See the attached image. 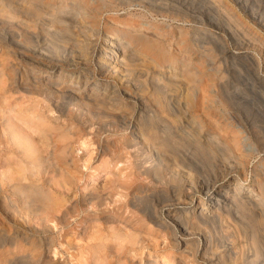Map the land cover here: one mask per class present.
I'll return each instance as SVG.
<instances>
[{"label": "rangeland", "instance_id": "374dc122", "mask_svg": "<svg viewBox=\"0 0 264 264\" xmlns=\"http://www.w3.org/2000/svg\"><path fill=\"white\" fill-rule=\"evenodd\" d=\"M3 172L0 264H264V219L195 218L227 172L264 184V0H0Z\"/></svg>", "mask_w": 264, "mask_h": 264}, {"label": "bare ground", "instance_id": "6f19581e", "mask_svg": "<svg viewBox=\"0 0 264 264\" xmlns=\"http://www.w3.org/2000/svg\"><path fill=\"white\" fill-rule=\"evenodd\" d=\"M181 2V1H180ZM207 3V2H206ZM213 3V2H212ZM15 2H8L7 7H13ZM149 4V3H148ZM213 7V6H212ZM211 7V9H212ZM173 9V8H172ZM215 7L212 9V11H216ZM250 9V8H249ZM163 10V9H162ZM185 13V12H184ZM52 15V14H51ZM194 15V14H193ZM68 16V15H67ZM190 16V15H189ZM51 17V16H50ZM214 17V16H213ZM260 17V16H259ZM67 18V17H66ZM74 18V16H73ZM198 18V17H197ZM255 18V16H254ZM253 18V19H254ZM216 19V18H215ZM198 20V19H197ZM200 21V20H199ZM250 27V26H249ZM252 28V27H251ZM79 30V29H78ZM92 38V37H91ZM121 38V37H120ZM9 39V38H8ZM47 40V39H46ZM132 43V42H131ZM130 42H127V44L122 43V40H115V39H109L108 42V51L107 54L109 55V59L107 62L112 66V70H115L116 67L119 65H123L124 62L130 58L131 54L128 53V49L132 46ZM151 48H158L159 50H162V45L158 43H149ZM59 50V49H58ZM106 50V49H105ZM60 51V50H59ZM61 52V51H60ZM63 52V51H62ZM93 52V51H92ZM132 52V51H131ZM37 53V51H36ZM244 55V54H243ZM103 56V55H102ZM101 56V57H102ZM221 57V56H220ZM149 59V58H148ZM92 60V59H91ZM28 62V61H27ZM70 62V61H69ZM174 69V68H173ZM49 70V69H48ZM111 70V71H112ZM117 71V69L115 70ZM55 72V71H54ZM82 72V71H81ZM172 72V71H171ZM174 72V71H173ZM172 72V73H173ZM44 74V73H43ZM97 74V73H95ZM178 77V76H177ZM64 79V78H63ZM261 79V78H260ZM60 83V82H59ZM59 83H56L57 85ZM91 83V82H90ZM91 85V84H90ZM25 87V86H24ZM56 88V87H55ZM43 89V88H42ZM45 89V88H44ZM46 90V89H45ZM58 90V89H57ZM102 91V90H101ZM63 92V91H62ZM70 92V91H69ZM68 92V93H69ZM139 93V92H138ZM100 95V94H99ZM109 95V94H108ZM167 96V95H166ZM88 98V97H87ZM113 99V98H112ZM137 99V98H136ZM82 99L80 97L77 101L78 104L83 106L85 104H90L91 99L86 100ZM141 100V99H140ZM139 100V101H140ZM183 103V102H182ZM123 105V104H122ZM145 106V105H144ZM102 110V109H101ZM103 111V110H102ZM54 112V110L51 107H47L43 109L42 114L39 116L40 124L43 126H49L51 123L54 122V118L51 117V114ZM177 113V112H176ZM68 114V113H67ZM65 116V115H64ZM96 117V116H95ZM120 117V116H119ZM130 118V117H129ZM128 122V121H127ZM191 122V120H190ZM122 123V122H121ZM193 123H195L193 121ZM49 124V125H47ZM57 124V123H56ZM70 124V123H69ZM68 124V126H69ZM98 124V123H97ZM116 124V123H115ZM125 125V124H124ZM92 126V125H91ZM191 126V125H190ZM66 127V126H65ZM122 127V126H121ZM133 127V126H132ZM97 128V127H96ZM95 128V129H96ZM139 130V129H138ZM136 132V131H135ZM35 134L44 136L43 138L50 140L47 135V130L39 128L38 130L35 129ZM70 133V132H69ZM32 135V133H31ZM52 136V135H51ZM138 136V135H137ZM141 136V135H139ZM24 145H25V152L29 153L30 155H34V153L37 152L38 148L36 146V143L34 142L32 136L31 137H25L24 138ZM137 145V144H136ZM239 145V144H238ZM140 146V145H139ZM145 145H143L144 147ZM134 147V146H133ZM228 151L232 153L234 156V150L231 147H227ZM148 150V149H147ZM222 150V149H221ZM239 150V147H238ZM136 153V152H135ZM149 153V152H148ZM151 156V155H150ZM156 163V164H155ZM158 163V164H157ZM167 163L166 159L164 157L157 158L153 165H151L150 168L146 169V172L148 174L154 173V172H160L161 166H164V164ZM118 164V163H117ZM116 164V165H117ZM114 165V167H116ZM225 166V165H224ZM227 170V169H225ZM258 168L255 169V172L257 173ZM111 170L107 169V172L105 173V180H109L111 177ZM5 172L0 174V182L2 179L5 178ZM69 174V173H68ZM191 175V174H190ZM224 183L222 185H218L217 183L206 185L203 188V198L199 201V207L201 208V211L195 216L197 221H199L200 224H209L213 223L216 220L221 219L223 216L227 215L232 220V230L236 232L238 229H243L244 227V220H247L248 217H253L254 219H264V184H260L259 189H246L245 186L241 185L240 179L235 180L232 186V183L230 185V179H229V173L227 172L224 174ZM219 178V177H218ZM220 179V178H219ZM236 179V178H235ZM248 179V178H247ZM89 181V180H88ZM229 182V185L226 186V183ZM98 185V184H97ZM189 186V185H188ZM172 187V186H171ZM175 187V186H174ZM200 187V186H199ZM248 188V187H247ZM171 189V188H170ZM245 190V191H244ZM57 191V190H56ZM244 191V192H243ZM74 193V192H73ZM242 193H245L246 195L242 197ZM198 194V193H197ZM173 194L172 196H174ZM17 196V195H16ZM195 196V195H194ZM9 197V196H8ZM65 197V196H64ZM153 197V196H152ZM161 197V196H160ZM197 198V197H196ZM160 200V199H159ZM166 200V198H165ZM173 199H171L172 201ZM195 200V199H194ZM197 200V199H196ZM163 201V200H162ZM170 201V202H171ZM185 201V200H184ZM31 202V201H30ZM173 203V202H172ZM32 204V203H31ZM186 204V203H185ZM184 204V205H185ZM199 208V209H200ZM154 209V208H153ZM168 210V209H167ZM146 211V210H144ZM149 211V210H148ZM186 212V217L189 218L191 214V210H184ZM148 213V212H147ZM151 213V212H150ZM149 213V214H150ZM153 214V213H151ZM106 216V215H105ZM151 216V215H150ZM161 216V215H160ZM154 217V216H153ZM171 217V216H170ZM173 218V217H172ZM151 220V219H150ZM154 221V220H153ZM171 223V222H170ZM157 226L160 228L165 229L168 231V226L166 225L165 221H158ZM178 226V225H177ZM180 227V226H179ZM171 229V228H170ZM177 229V228H176ZM250 231V230H249ZM184 232V231H183ZM188 235V234H187ZM255 237V236H254ZM201 239V238H200ZM188 240V239H187ZM193 241V240H192ZM200 241V240H199ZM188 242V241H187ZM191 242V241H190ZM194 242V241H193ZM201 243V242H200ZM184 245V244H183ZM195 245V243H194ZM198 245V244H197ZM229 245V244H228ZM195 247V246H194ZM188 249V248H187ZM6 253V252H5ZM237 254V253H236ZM9 255V254H8ZM180 261V260H179ZM211 262V261H210ZM19 263V262H18ZM144 263V262H143ZM151 264V263H150ZM211 264V263H210ZM249 264V263H248Z\"/></svg>", "mask_w": 264, "mask_h": 264}]
</instances>
